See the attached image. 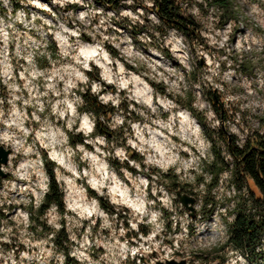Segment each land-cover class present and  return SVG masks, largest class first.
<instances>
[{
	"label": "clouds",
	"instance_id": "clouds-1",
	"mask_svg": "<svg viewBox=\"0 0 264 264\" xmlns=\"http://www.w3.org/2000/svg\"><path fill=\"white\" fill-rule=\"evenodd\" d=\"M158 2L0 0V264H249L210 133L264 134V0Z\"/></svg>",
	"mask_w": 264,
	"mask_h": 264
},
{
	"label": "trees",
	"instance_id": "trees-1",
	"mask_svg": "<svg viewBox=\"0 0 264 264\" xmlns=\"http://www.w3.org/2000/svg\"><path fill=\"white\" fill-rule=\"evenodd\" d=\"M222 3L223 0H216ZM99 4V0H97ZM118 4V0H114ZM150 11L156 12L159 18L174 22L189 39H196L197 25L192 20L185 18L178 11H174L173 0H163ZM214 106V101H213ZM220 131V130H219ZM217 136L219 132H211ZM225 139L226 150L232 160L228 163L218 162L217 152L214 151L216 160L212 171L228 169L233 172L235 187L239 190L246 189L245 203H237L235 219L228 224V244L242 249L247 253L246 259L252 260L258 255L264 234V141L261 138L246 142L242 147L235 144V138ZM215 143V142H214ZM218 177L213 183H217ZM216 250H224V246Z\"/></svg>",
	"mask_w": 264,
	"mask_h": 264
},
{
	"label": "rangeland",
	"instance_id": "rangeland-1",
	"mask_svg": "<svg viewBox=\"0 0 264 264\" xmlns=\"http://www.w3.org/2000/svg\"><path fill=\"white\" fill-rule=\"evenodd\" d=\"M194 40H195V38H194ZM176 63H179V61H176ZM207 95H208L209 102L219 101V103L221 105L223 104V98L222 97H219L217 95L215 98H213L211 93H208ZM193 106H195V101H193ZM213 108L217 112H219V110H220L219 106L215 102H214ZM204 119H206V116H202V120H204ZM228 119H229L228 112L225 111V113H224L225 123H227ZM230 137L235 138V144L238 145L239 147H242L243 144H245L246 142L249 143L251 141H254L255 139L258 140V138H261L264 141V134H261L258 127L254 128L252 130L251 134L248 135L247 137L243 138V139L238 137L235 133H231L229 135V129L226 127H222L219 131V135H217V139L215 140V147H214V151H216L217 155H218L217 156L218 162H221V161H223V163L230 162L228 160V157H230V156L227 153L226 144H225V139H231ZM175 186L176 185H174V187ZM244 189H242V190H244ZM237 190L242 191V190H239L238 188H237ZM179 193L183 194V195L184 194L188 195V193L185 192V190L183 188H181L179 190ZM245 200H246V196H242V197L235 199L234 207L231 210V212L229 213V216H231L234 213L235 208H236V204L237 203L244 204ZM177 202H180V200L178 199V196H177ZM193 213L194 214L196 213L195 200L193 203ZM193 218H195V217H193ZM190 231H191V229H190ZM209 239H211V235H209ZM207 243H208V240H205L204 244L206 245ZM261 243L262 244L258 249V255L256 256V258H253L251 261L247 259L249 264H264V234L262 236ZM217 248L218 247H213V248L209 249L207 247H204V246L197 244V245L191 246V252L186 253L183 257H181L179 255V253L174 254L176 257L174 260H185L186 263L188 264V258L190 255L192 257L193 264H196V262H199V264H208L209 260L212 261V264H215V262L217 260L224 261V264H226V257L223 254L224 250H216ZM152 253H156L157 255H161V253L158 250H155ZM212 253H215V255L213 256ZM139 259L141 260L142 264H151V257L147 262L144 261L143 257H139Z\"/></svg>",
	"mask_w": 264,
	"mask_h": 264
},
{
	"label": "water",
	"instance_id": "water-1",
	"mask_svg": "<svg viewBox=\"0 0 264 264\" xmlns=\"http://www.w3.org/2000/svg\"><path fill=\"white\" fill-rule=\"evenodd\" d=\"M178 199L180 196H186V194H180L179 192L177 193ZM191 199V197H189ZM181 202V201H180ZM194 203V199H192V204ZM156 253H150V257L151 258H155L156 257ZM156 264H161V262L159 260L156 261ZM166 264H187L185 260H174V259H170L166 261Z\"/></svg>",
	"mask_w": 264,
	"mask_h": 264
},
{
	"label": "bare ground",
	"instance_id": "bare-ground-1",
	"mask_svg": "<svg viewBox=\"0 0 264 264\" xmlns=\"http://www.w3.org/2000/svg\"><path fill=\"white\" fill-rule=\"evenodd\" d=\"M153 251H155V250H153ZM157 256H159V255H156V257H157Z\"/></svg>",
	"mask_w": 264,
	"mask_h": 264
}]
</instances>
